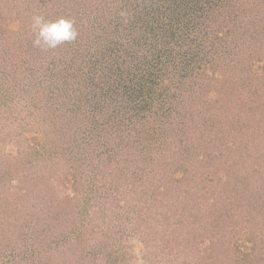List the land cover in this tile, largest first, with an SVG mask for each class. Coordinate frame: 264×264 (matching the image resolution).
I'll return each mask as SVG.
<instances>
[{
    "label": "trees",
    "instance_id": "1",
    "mask_svg": "<svg viewBox=\"0 0 264 264\" xmlns=\"http://www.w3.org/2000/svg\"><path fill=\"white\" fill-rule=\"evenodd\" d=\"M0 256L264 264V0H0Z\"/></svg>",
    "mask_w": 264,
    "mask_h": 264
},
{
    "label": "clouds",
    "instance_id": "2",
    "mask_svg": "<svg viewBox=\"0 0 264 264\" xmlns=\"http://www.w3.org/2000/svg\"><path fill=\"white\" fill-rule=\"evenodd\" d=\"M36 32L35 46H44L54 49L60 44L71 42L78 36V32L71 19L59 18L56 21H46L41 15H36L32 20Z\"/></svg>",
    "mask_w": 264,
    "mask_h": 264
},
{
    "label": "rangeland",
    "instance_id": "3",
    "mask_svg": "<svg viewBox=\"0 0 264 264\" xmlns=\"http://www.w3.org/2000/svg\"><path fill=\"white\" fill-rule=\"evenodd\" d=\"M51 2H53V1H51ZM26 127V126H25ZM25 127H23V129H22V131H23V133H24V130H27V128H25ZM20 135V130H18V135L16 134L15 136H19ZM25 135H28V131L26 132V134ZM19 137H21L22 139H23V134L22 135H20ZM6 141H9V139H8V137H7V140ZM23 146V145H22ZM6 261H4V260H1V256H0V264H4Z\"/></svg>",
    "mask_w": 264,
    "mask_h": 264
}]
</instances>
